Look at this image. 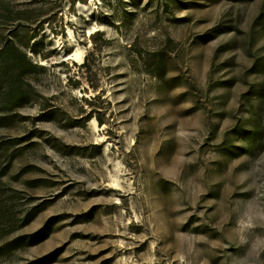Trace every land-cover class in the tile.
I'll use <instances>...</instances> for the list:
<instances>
[{
    "label": "rangeland",
    "instance_id": "obj_1",
    "mask_svg": "<svg viewBox=\"0 0 264 264\" xmlns=\"http://www.w3.org/2000/svg\"><path fill=\"white\" fill-rule=\"evenodd\" d=\"M9 43L0 264H264V0H0Z\"/></svg>",
    "mask_w": 264,
    "mask_h": 264
},
{
    "label": "trees",
    "instance_id": "obj_2",
    "mask_svg": "<svg viewBox=\"0 0 264 264\" xmlns=\"http://www.w3.org/2000/svg\"><path fill=\"white\" fill-rule=\"evenodd\" d=\"M31 66L32 64L28 60L26 54L15 46V44L9 43L0 49V67L4 70L3 83L8 84V93L10 96L16 98L20 95L19 85L26 81V74L30 72Z\"/></svg>",
    "mask_w": 264,
    "mask_h": 264
},
{
    "label": "bare ground",
    "instance_id": "obj_3",
    "mask_svg": "<svg viewBox=\"0 0 264 264\" xmlns=\"http://www.w3.org/2000/svg\"><path fill=\"white\" fill-rule=\"evenodd\" d=\"M111 192L112 193H116L117 190L115 188H110ZM86 236V235H85ZM104 239H102V241L100 242V244L103 245L104 249L103 251H108L109 250V247H107L106 244H109L111 243V241L109 240L110 238V234H104ZM88 240H89V245L91 246L92 242H94L95 240L93 239V236L89 235L88 237ZM93 247H96V245L92 244ZM91 254L88 255V256H95L96 255V252H90ZM99 253V252H98ZM87 258H84L82 254L78 253L76 256L75 254H70V249H68V251H66L65 255L62 256L59 261H66V260H69L71 263H74L75 261H80V260H85Z\"/></svg>",
    "mask_w": 264,
    "mask_h": 264
}]
</instances>
